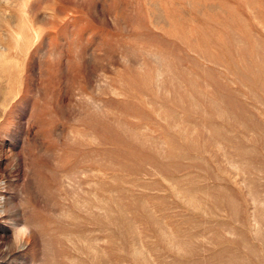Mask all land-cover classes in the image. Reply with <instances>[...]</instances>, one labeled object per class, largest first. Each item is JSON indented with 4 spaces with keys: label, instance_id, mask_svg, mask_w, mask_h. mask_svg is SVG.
<instances>
[{
    "label": "rangeland",
    "instance_id": "obj_1",
    "mask_svg": "<svg viewBox=\"0 0 264 264\" xmlns=\"http://www.w3.org/2000/svg\"><path fill=\"white\" fill-rule=\"evenodd\" d=\"M0 264H264V0H0Z\"/></svg>",
    "mask_w": 264,
    "mask_h": 264
},
{
    "label": "clouds",
    "instance_id": "obj_2",
    "mask_svg": "<svg viewBox=\"0 0 264 264\" xmlns=\"http://www.w3.org/2000/svg\"><path fill=\"white\" fill-rule=\"evenodd\" d=\"M18 232H19L20 236L22 237L27 232V229L26 228H20V229H18Z\"/></svg>",
    "mask_w": 264,
    "mask_h": 264
}]
</instances>
